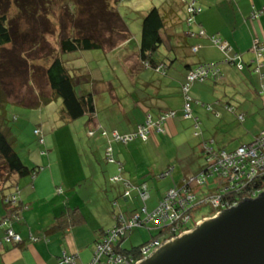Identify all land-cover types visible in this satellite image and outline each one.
Returning <instances> with one entry per match:
<instances>
[{"label":"crops","instance_id":"obj_1","mask_svg":"<svg viewBox=\"0 0 264 264\" xmlns=\"http://www.w3.org/2000/svg\"><path fill=\"white\" fill-rule=\"evenodd\" d=\"M178 1L183 7L178 12L180 13L184 9L183 21L185 20L186 22V19H188L187 8L183 0ZM202 2L208 7L206 11L209 15H205L206 11H201L202 15L198 14L199 16L195 19V25L193 24L191 27L187 25L188 27L182 31L178 29V23H176V26L173 25L174 32L177 30L179 32L187 31V34H189V31L197 33V29L204 31L203 37H190L191 45H200L197 47V51L192 50L191 47L181 50L178 54L179 59H181L180 63L185 64L187 74L189 73V68H193L200 63L223 61L224 53L216 45L215 41L213 43L209 39L211 37L227 41L234 51L242 53L245 60L251 61V50L254 49L255 43L260 41L261 44H264V14L260 16L258 13H254V11L264 7V0H200L198 4L202 6ZM223 2L226 3L227 8H220V10L213 8L214 5H221ZM167 9L163 8V10ZM179 13H172L174 23L180 22ZM134 41L135 52H137V39L123 41L118 46L125 50L129 49L124 54L123 69L131 77L132 54L130 47ZM220 66L223 78L219 81L225 83L228 80L231 81L232 78H229V76L234 72L233 68L235 66L227 65L224 62ZM243 71L247 72L246 77L248 79L245 87L246 91L251 93V96L246 98V105H240L238 109L235 108L231 112L236 111L239 120L243 116L242 121L245 123H258V128L261 127L260 130H262L264 129V95H261V93L264 90V74H262L263 72L261 73L263 76H261L263 78L261 82L259 74L253 72L251 66H248ZM248 76H251V81ZM197 81L192 84L189 95L192 96L193 102L199 103L198 100L207 98L210 87L207 84L208 80L205 82ZM161 86H159L158 90L161 89ZM91 88L95 87L91 86ZM86 89L90 88L86 85L77 87V90L82 92ZM191 92H193L192 95L190 94ZM181 94L183 103L182 108L178 110L173 108L157 107L154 109L153 107H143L139 111L134 112L128 109L129 105L126 103L125 106L123 101L116 105L114 104L110 112H112L114 119L116 118L117 121H113L116 123L110 126L103 125L99 121L96 103V112L90 115L89 121L91 122H89L87 131L85 130L88 132V136L84 139L79 137L80 140L78 141L70 140L76 136L70 130L66 129L61 132V128L58 131H53L50 120L47 119L43 108V110L41 109L42 111L33 110L29 112V116L33 120L35 119L36 122L42 123L46 138L43 145L39 144V148H35V150L38 149L39 155L32 160L23 158L26 165L32 168L35 167L37 171L35 174L29 173L25 176H20L15 172L4 174V172H7L6 169L2 173L4 175H0V240L3 239L6 229L3 221L8 219L7 217L11 210V206L5 202L7 196L19 190L18 199H21L20 203L23 207L20 216L21 220L14 218L10 221L13 229L23 238V242L19 244L2 242L0 245V264H67L61 262L65 255L73 256L77 264H86L93 260L97 241L116 222L115 215L113 216L110 207L118 199H124L123 194L126 188L123 182H117L111 186L110 190H105L99 181L96 180L100 171L97 162H101V158H103L110 163L106 158L107 155H105L106 152L107 154L109 153L107 150L110 146L113 148L114 155L117 158V161L111 162V164H117V170L115 167L116 173H112L113 168L107 166L109 181L114 176L120 175L131 186L146 185L147 188L149 186L148 189L150 190L157 189L159 180L172 177L174 181L173 173L176 167H180L182 172L180 178H185L190 174H197L198 172L194 173L191 167L195 163L198 164L201 154L203 157V147L199 146L201 149L199 150L195 144L187 142L194 147V159L190 162L186 160L187 157L184 160H180L179 148L181 142L176 143L173 137L180 135L181 125L186 123V118L183 116L185 98L182 90ZM115 102L117 100L114 99L113 103ZM58 104L61 108L59 111L67 117L61 100H58ZM209 107L212 108V105H209ZM167 111H175V117L165 121L162 124V130L155 125V127H151L148 140L136 138L124 143L116 140L115 137L112 139V134L116 132L130 135L140 125L145 124L149 114L153 118V123H157L160 115ZM196 111H199V108ZM137 112L139 113L136 114ZM192 113L193 118L191 120L194 123L196 122V126L200 127L201 121L199 116L194 114L193 106ZM217 117H220V115ZM67 120L71 122L69 118ZM95 130H104L108 133V138L103 140L102 137L104 136L100 133L96 137L97 134H94ZM198 131L200 133L196 136L200 137L202 132ZM89 135L93 136V138H90ZM181 139L184 143L185 140L182 135ZM100 141H102V144L107 142L106 152L103 151ZM67 147H70V149ZM185 149L187 152L186 143ZM175 151L176 153H174ZM170 154L172 155L171 157H169ZM206 166L207 160L205 166L199 170L201 171ZM90 182H93L96 186L95 193L92 196L89 195L92 192L88 188ZM111 182L114 183V181ZM133 195H136L135 192H133ZM154 196L155 199L153 200L157 201L158 192ZM152 198L150 191L148 200ZM75 208H79L80 212L83 213L86 223L76 226H61L59 218L70 209Z\"/></svg>","mask_w":264,"mask_h":264},{"label":"trees","instance_id":"obj_2","mask_svg":"<svg viewBox=\"0 0 264 264\" xmlns=\"http://www.w3.org/2000/svg\"><path fill=\"white\" fill-rule=\"evenodd\" d=\"M118 1L119 0H84L86 7L88 6L89 8H92V14H90L92 21H86L85 24L83 23L85 19H80L76 14L77 9H79V12L83 11L80 2L79 4L81 7H78V3H74L75 1L64 0V3L62 4V7L65 8L62 12L64 20L60 22L58 21V25H55L53 28L56 10L60 12V8H55L56 5H59V3H57L58 0H0V175L6 169L7 172H4V174H8V172H15L20 176H25L29 173L35 174L37 172L35 167L32 168L26 165L23 157L16 149L19 137L16 131H14L13 123L18 122L20 118L19 115H14L12 118L10 116V108L22 107L31 108L32 110H41L42 108L49 106L51 103L61 100L66 116L71 121H76L80 117L91 115L96 112L97 91H95V88L83 90L84 92L77 90V87L87 85L84 84L86 79L82 81L80 80V75H82V73H71L63 55L76 51L98 49L108 52V50H113L118 47L121 42L133 39L130 26L126 24L118 8H116ZM12 3H15L18 7V18H26L35 22V26L32 30L26 32H23L24 30L19 31L18 22L12 25V23L16 22V20H12L9 23L10 20L8 13L10 11L9 9H11L10 7L12 6ZM196 6L198 7V5ZM71 8L77 9L72 10ZM179 9L180 8H173V6L168 8V10L154 7L143 15L141 37L138 42V50L135 55L137 63L136 66L131 67V74L134 78L138 74H141L140 71L144 68H153L157 73L167 75L168 69L176 62L181 61L178 57L181 50L192 47V50L197 51V47L200 45H191L190 37H203L201 31L197 33L189 31V34H187V31L179 32L177 30L174 32L175 30L173 29V25L176 26V23H178L179 26L181 22L178 21L174 23L172 13H179ZM186 10L188 13V19H186L188 24H194L196 12L190 13L188 9ZM110 14H113L114 19L111 18ZM66 15L69 16L76 25H73V29L70 31V34L63 36L60 35V32L56 31V29H60L62 27L65 28L68 24L69 20H65ZM100 18L104 19L106 22L111 21V19L113 20L115 25H110L109 29L112 32L114 31L115 34L122 36L118 43L113 39L112 42L106 44L105 38H100ZM192 18L193 20L191 23L189 19ZM50 33L53 37H55V41L49 40ZM209 39L215 43L214 38L211 37ZM225 42L227 41L221 39L220 42L216 43V45L224 53L223 61L200 63L193 68H189V73L200 65L214 63L217 65V76L211 75L208 78L199 81L205 82L206 80L212 79V81L217 82L223 78V72L220 66L223 62L232 66L234 65L242 71L248 66H251L253 72H259L257 70L258 60L255 54L252 53L251 61L245 60L244 56L238 59H230V57L226 56V52L222 48ZM135 50L136 49H134V51ZM236 53L240 54V52ZM189 73L187 74L186 82L183 85L188 82L187 78ZM84 76L88 77V74H85ZM263 78H260L261 82ZM14 79L22 82L19 92L14 87H11ZM91 80L92 79L88 78L87 82H90ZM93 81L95 83H93L92 87H96L97 79H94ZM144 82L149 83L148 81ZM103 90H105V87H99V91ZM262 92L264 93V90H262ZM226 107L230 112L235 110L234 106L226 105ZM209 110H212V108L209 107ZM217 116H219V113ZM31 119L33 118L31 117ZM33 121L36 120L34 119ZM33 131L39 144L43 145L45 143L46 135L44 129L42 128V124L37 122ZM263 132L264 129L260 130L255 135L253 141L244 144L254 142L255 139ZM150 133L148 134V138L144 139L139 134V128H137L130 135L133 137L132 140L136 138L148 140ZM115 139L118 140L117 138ZM118 141L124 142L123 140ZM215 142L217 141L213 138L212 140L205 139L203 141L202 147L205 158H207L205 155V149L207 146H211L215 151L224 150L223 148H216L214 145ZM111 149L112 152L107 150L109 153L106 157L110 163L116 161L114 160L115 155L113 148L111 147ZM204 169L201 172H203ZM197 175H199V173H197ZM116 176L111 178V181H114V183H124L126 186L124 190L125 193L123 194L124 200L126 202L133 201L135 207H132L133 209L125 213L121 210V206L118 201L114 202V204L112 203V205L118 207L120 211L116 213L114 210V218L116 222L111 228L107 229L103 237L97 241L95 255L97 253L98 246L101 244L105 245L110 234L114 230H120L124 227L126 230L124 234L111 241V251L108 254L109 256L107 257L102 255L101 259L96 264H107V260H109L112 256L114 258L119 255L123 256L126 263L133 264L144 258L145 253L143 250L151 241L160 239L162 242H165L168 239L177 237L183 231L192 230L193 227L190 225L193 222H195L196 227L198 222L205 218L214 217L218 212V210H216L211 203L212 195H214L215 190H217L218 187V183L214 182L215 178H210L209 183L202 185L197 183L193 186H185V189H189V192L194 195V198L191 204L182 211V217L177 218L173 223H159L156 218L152 220L150 219V217L153 216L152 212L157 207L152 212H149L146 204L150 197L149 189H147L149 197L144 199V195L142 193L143 186H131L129 182L122 179L121 176L120 179L115 180L114 178H116ZM186 177H188V175ZM183 180L184 178H182L179 183H176L175 186L180 187ZM260 180L261 181L257 187H264L262 179ZM252 189H254L253 184H251L248 189L244 188L243 193H237L231 196L235 197L234 200H237L238 198L239 200H243V198L247 197V192ZM135 191L138 193L137 196L133 195V192ZM18 192L19 190L11 195L18 196ZM5 202L7 205L11 206V210L7 218L9 220H13L14 218L21 220L20 216L23 211V207L20 203L21 199H18L16 203L11 201L7 202L6 200ZM138 202H143L144 206L136 207ZM201 205H207L210 207L209 213L203 217H200L199 212L194 211L195 208H199ZM145 216L146 218H144ZM186 216L189 217V220H185ZM147 222H153L154 228L151 229H155L151 238L137 246H132L130 248L121 247V241L118 239L119 237H127L129 230H133L135 227L144 226ZM83 223H86V218L83 213L80 212L79 208L70 209L59 218V224L63 227L76 226Z\"/></svg>","mask_w":264,"mask_h":264},{"label":"rangeland","instance_id":"obj_3","mask_svg":"<svg viewBox=\"0 0 264 264\" xmlns=\"http://www.w3.org/2000/svg\"><path fill=\"white\" fill-rule=\"evenodd\" d=\"M75 1L74 3H78V7L82 5V12H79L77 8H71L72 10L77 9V16L80 19H85L83 23L86 24V21H92V8L86 7V3L84 0H72ZM184 5L188 9L190 3L193 0H183ZM182 1V2H183ZM200 0H195V4L198 5L196 11L198 13L195 15V19L197 16L202 13L201 11H206V4L202 2V6L198 4ZM80 2V4H79ZM59 5H56V9L60 8V12L56 10L55 18H54V25H58V21L64 20V15L62 12L65 8L62 7L64 0H58ZM58 6V7H57ZM183 8L181 3L178 0H119L116 4V8H118L120 14L122 15L124 21L127 25L130 26V29L133 34V39L140 41L141 37V26L143 15L150 9L154 7L158 8ZM9 9V23L12 20H16L13 24L18 22V30L19 31H30L34 28L35 22L33 20H28L26 18H18V7L15 3H12V6ZM200 8L201 11H200ZM213 8H227L225 2L221 5H214ZM67 9V8H66ZM81 9V10H82ZM264 7L260 10L254 11V13H258L260 16L264 14L262 12ZM168 10V9H167ZM200 11V12H199ZM109 13V12H108ZM200 13V14H199ZM213 13V10H212ZM218 13V11H217ZM199 14V15H198ZM200 15V16H201ZM205 15H209L206 11ZM111 18L114 19L113 14H110ZM180 22L184 19V9L179 13ZM68 19V24L65 28L56 29V31L60 32V35H68L70 34L71 30L73 29V25L75 26L74 22L70 19L69 16H65V20ZM101 19V18H100ZM100 24V38H105V43H110L114 39L117 43L120 41L119 39L122 38L121 35L115 34V32L109 29L110 25H115L113 20L106 22L104 19L99 21ZM191 27L193 24H188L185 20L180 23L178 29L180 31L186 29L188 26ZM195 25V24H194ZM121 31V30H120ZM196 31L199 32L197 29ZM119 32V31H118ZM204 35V34H202ZM31 36V35H30ZM49 40L55 41V37H53L50 33ZM108 48V47H106ZM131 66H136V52L135 49V41L132 43L131 47ZM111 49V47H110ZM108 50V49H107ZM129 49L125 50L122 47H116L113 50H108V52L103 51L102 49L98 50H84V51H76L72 53H66L64 56V60L66 61L68 67L71 70V73L79 72L82 73L80 75V80H85L84 84L90 89L93 83V80L97 79L96 83L97 86L95 87L96 92V103L98 109V119L103 123V125L110 126L113 125L117 121L114 119L112 115V107L113 105L120 103L123 101V104L126 106V103L129 105L128 109L136 112L139 111L143 107H153L154 109L158 108H173V109H181L182 108V85L186 82L187 70L185 68L184 63L176 62L172 67L168 69V74L163 75L161 73H157L153 68H144L135 76V78L128 76L123 69V61H124V54L128 52ZM229 65V64H227ZM234 72L229 76L232 80H228V82H215L212 79H209L207 84L210 87L209 94L205 100H198L199 103L193 102V112L195 115L199 116L201 121L199 130L201 133L200 137H197L196 133L198 132V128H196V122L194 123L191 119H185L186 123L181 125V133L179 136H173L174 141L181 142L179 148V157L180 160H186L189 162L194 159V150L192 146H190L187 142L191 144H195L196 147L200 149L199 146H203V141L216 139L217 142L214 143L215 147H221L227 151H233L237 149L240 145L244 143H249L254 140L256 132L261 129L258 128V123H245L242 120H239L237 112H230L226 105L234 106L235 108H239L240 105H246V98L251 96V93L246 91L245 83L247 84V77L246 71L239 70L237 67L233 68ZM264 73V70L257 72L261 78V73ZM88 74V77L84 75ZM250 81H251V76ZM92 79L90 82H87V79ZM134 79V80H132ZM144 81H148L149 83H145ZM199 82V81H197ZM90 83V84H89ZM162 85V86H161ZM22 86V82L17 81L14 79V82L11 84V87H14L18 92ZM159 86H161L159 88ZM192 86V85H191ZM99 87H105V90L99 91ZM109 87V88H108ZM114 88V89H113ZM158 90V91H157ZM191 95L193 92L190 93ZM261 95H264L261 93ZM192 97V96H191ZM117 100V102L113 103V100ZM216 102V103H215ZM61 105V103L59 102ZM58 101L51 103L49 106L43 108L46 114L47 119L50 120L52 130L58 131L62 128L63 130H70V132H74L76 134L70 140L78 141L84 139L88 136L87 129L89 127V118L90 115H85L83 117L78 118L76 121L68 122L67 118L65 117L62 112L59 111L61 109L59 107ZM209 105H212V110H209ZM199 108V111H196ZM42 109V110H43ZM40 110V109H39ZM33 111L31 108H22V107H14L10 108V116L13 118L14 115H19L20 120L18 122H14V131L18 134V142L16 144V149L19 151L21 156L24 159H33L37 155H39L38 149L39 142L38 139L34 135L33 127L36 125V121H33L29 116V112ZM37 111V110H35ZM182 112V111H181ZM137 112L136 114H138ZM220 115L217 117L216 114ZM33 114H35L33 112ZM123 115V114H122ZM35 117V116H34ZM230 117V118H229ZM111 121V122H110ZM88 122V123H87ZM193 123V124H192ZM42 124V123H41ZM48 127V126H47ZM153 128L155 126H150L149 128ZM96 128V127H95ZM57 129V130H56ZM104 129V128H102ZM86 130V131H85ZM103 135V140L108 138V133H105L104 130H95L94 134H97L96 137L99 135ZM79 135V136H78ZM120 135H124L121 134ZM181 135L185 142H182ZM203 135V136H202ZM80 137V138H79ZM93 138V136H90ZM112 139H114V134H112ZM133 139V138H132ZM130 139V141L132 140ZM141 139V138H138ZM101 147L104 152H106L107 142L102 144ZM115 140L113 141L114 144ZM185 143L188 148L186 152ZM217 143V144H216ZM111 144V143H110ZM112 145V144H111ZM116 147V146H115ZM70 149V147H67ZM117 148V147H116ZM108 151L112 152L111 146L109 147ZM32 152V154H31ZM186 152L185 154H183ZM176 153V151L174 152ZM105 155H108L107 153ZM172 155L170 154L169 157ZM106 157V156H105ZM117 158L115 156V159ZM206 164V158L202 154L198 161V164L195 163L191 168L194 173H200L199 169ZM97 166L100 169L98 178L96 179L102 185L103 189L110 190L111 186L115 183L109 181V174L107 170V166L113 168L112 173L117 170V164L113 165L105 161V159L101 158V162H97ZM175 166V165H174ZM116 167V170H115ZM200 172H199V171ZM118 172V171H117ZM116 173V172H115ZM181 171L180 167H176L174 170V177L175 182L173 181L172 177H168L165 180L158 181L157 189H150L153 198L151 200H147L146 204L149 209V212H152L160 203V200L166 196L169 189L175 186L176 183H179L181 178ZM189 176H195L194 174H190ZM213 179V177H211ZM225 178H220L219 180L222 181ZM212 181V180H211ZM197 184V181L191 182L190 186ZM172 185V186H171ZM92 192L89 195H93L96 190V186L93 182H90L88 187ZM149 188V186H148ZM147 188V189H148ZM202 189V188H200ZM158 192V200L154 201L155 193ZM136 196L138 193L135 191ZM118 202L121 206V210L127 213L135 207L133 201L126 202L124 199H118ZM157 204V206H156ZM144 206L143 202H138L136 207ZM154 206V207H153ZM133 207V208H132ZM112 214L114 216V210L116 213L120 211V209L116 206L111 205L110 207ZM195 212L200 213V217L207 215L210 211V207L207 205H201L199 208H195ZM146 218V216L144 217ZM213 218V217H210ZM191 227H195V222H193ZM153 222H147L146 225L135 227L133 230L128 231L127 237H119L118 239L121 241V247L130 248L132 246H137L142 244L144 241L151 238L152 234L155 232Z\"/></svg>","mask_w":264,"mask_h":264},{"label":"built area","instance_id":"obj_4","mask_svg":"<svg viewBox=\"0 0 264 264\" xmlns=\"http://www.w3.org/2000/svg\"><path fill=\"white\" fill-rule=\"evenodd\" d=\"M195 4V0L190 3L188 11L196 12V8H198ZM201 11V8H200ZM199 11V12H200ZM264 12V9L263 11ZM190 22L193 20L189 19ZM192 23V22H191ZM201 34H204V31H201ZM214 41L216 43L220 42L221 39H217L215 37ZM225 52L226 56L230 57V59H238L242 58L243 54L236 53L232 46L225 42L222 47ZM253 54L257 57L258 66L257 70L261 71L264 67V44H261L260 41L255 43L254 49L251 50ZM216 64H203L197 67L195 70L191 71L188 75V82L183 85L182 91L184 94V108H183V116L186 119L193 118L192 113V104L193 99L189 95V91L191 85L196 80H203L208 78L209 76H217V69ZM175 111H167L160 115L159 120L157 123H153V118L151 114L148 115L145 124L139 126V134L144 139L148 138V134L150 132V126H158L160 130H162V124L167 121L169 118L175 117ZM243 119V116L240 117ZM199 130V126H196ZM198 131L196 134H199ZM115 138L118 140H123L127 142L128 140L132 139V135L120 136L119 133L114 134ZM207 146V145H206ZM205 155L207 160V166L203 172L199 173V175L195 176H188L185 177L181 186L172 187L166 196L162 199L159 206L152 212L153 216L150 219L156 218L159 223L161 222H175L177 218L182 217L183 210L187 208L193 201L194 195L189 192V189H185V186L191 184V182L197 181L198 184L202 185L205 183H209L211 177L215 178L214 182L218 183L217 190H215L214 195H212V204L218 212L214 217L218 214L223 212L224 210L230 209L239 205L242 201L246 199H254L260 196L264 192V187H257L260 183V179L264 183V132L255 139L254 142L250 144H244L238 147L234 151H225V150H218L215 151L211 146H207L205 149ZM218 175H217V174ZM220 178H225L224 180L220 181ZM115 180L120 179V175L114 178ZM251 184L254 185V189L247 192V197L243 198V200H234L235 197L231 195L237 193H243V189H248ZM143 195L144 199L149 197L147 192V186H143ZM18 200L17 195H10L7 196V202H14L16 203ZM147 209V208H146ZM185 220H189V217L186 216ZM9 219H5L3 224L6 226L5 234L2 240H0V245L2 242H6L7 244H19L23 242V238L20 234H17L13 229L12 225L10 224ZM126 228L120 230H114L107 241V243L101 244L98 246V250L96 255L94 256L93 260L89 264H96L100 259L101 256H109L108 254L111 251L110 243L112 240L116 239L118 236L125 233ZM190 230L183 231L185 233ZM180 233L179 236L182 234ZM178 237V236H177ZM176 238V237H173ZM171 238V239H173ZM168 239L166 241H169ZM162 243L160 239H156L151 241L143 250L145 253V257H147L154 249L159 247ZM142 260V259H140ZM140 260L136 261L133 264H137ZM62 262L67 264H75L73 256L65 255L62 259ZM107 264H130L126 263L123 256L119 255L118 257L113 256L107 260Z\"/></svg>","mask_w":264,"mask_h":264},{"label":"water","instance_id":"obj_5","mask_svg":"<svg viewBox=\"0 0 264 264\" xmlns=\"http://www.w3.org/2000/svg\"><path fill=\"white\" fill-rule=\"evenodd\" d=\"M137 264H264V192L201 220Z\"/></svg>","mask_w":264,"mask_h":264},{"label":"clouds","instance_id":"obj_6","mask_svg":"<svg viewBox=\"0 0 264 264\" xmlns=\"http://www.w3.org/2000/svg\"><path fill=\"white\" fill-rule=\"evenodd\" d=\"M201 173V172H200ZM199 223V222H198Z\"/></svg>","mask_w":264,"mask_h":264}]
</instances>
